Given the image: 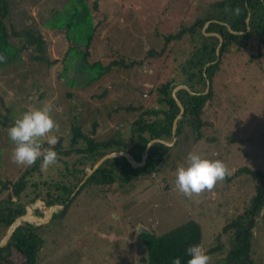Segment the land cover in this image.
I'll return each mask as SVG.
<instances>
[{
  "label": "rangeland",
  "instance_id": "rangeland-1",
  "mask_svg": "<svg viewBox=\"0 0 264 264\" xmlns=\"http://www.w3.org/2000/svg\"><path fill=\"white\" fill-rule=\"evenodd\" d=\"M72 1L12 0L13 6L5 17L9 31L12 27L17 31L37 29L45 39L46 54L52 63L30 60V47L17 50L21 38L11 36L21 57L0 68V114L6 111L7 115V118L0 115L1 177L15 178L25 167L11 161L15 145L9 139L8 129L29 108H39L52 101L58 109L52 113L60 125L57 136H66L72 121L89 132L95 119L94 135L104 139L116 135L121 122L133 117L132 112L124 109L114 110L115 106L129 102L156 104V87L161 82L172 78L175 82L183 80L180 74L186 57L183 50L187 52L192 46L184 35L168 41L165 49H161L165 45L164 33L180 28L181 22L188 24L198 16H211L215 13L211 4L217 0H97V9L92 6L94 0H84L89 20L82 17L76 28L59 25L57 21L69 17L68 6ZM74 2L82 8L83 1ZM98 21L97 30L93 31L86 47L84 34ZM70 46L78 50L87 48L90 58L104 62L117 50L120 55L139 61L124 71L113 67L89 84L71 85L68 81L82 65L76 67L78 63L74 61L78 55L72 49L67 51ZM149 49H160L161 53L152 56ZM231 49L221 56L212 79V96L203 114L204 119L212 123L203 131L204 136L179 141L171 147L159 170L144 174L131 186L84 185L62 214H56L52 220L50 217L48 223L43 222L44 228L40 230L43 244L36 264H147L141 260L145 249L137 229L143 227L161 233L188 218L200 224V246L204 250L218 240L226 241L230 232H223L222 226L249 201L254 189L251 176L242 172L227 177L212 192L191 198L178 191L175 179L177 168L187 165L186 157L190 152L223 161L231 174L240 166L264 169V44L260 46L259 59L250 58L251 53L256 52L254 44L241 51ZM65 64L68 65L66 72ZM105 88V95L94 96ZM210 135L213 137L206 138ZM175 139L169 140L172 142L169 145ZM79 168L87 170L89 163L79 165L78 174ZM42 205L37 200L31 205V211L48 216L47 205ZM60 207L56 206L53 212ZM3 238L0 237V241ZM226 249L227 243L209 253L211 263ZM253 249L254 255L261 257L259 264H264L262 216L253 229ZM13 260L19 264L22 257L13 255Z\"/></svg>",
  "mask_w": 264,
  "mask_h": 264
},
{
  "label": "trees",
  "instance_id": "trees-1",
  "mask_svg": "<svg viewBox=\"0 0 264 264\" xmlns=\"http://www.w3.org/2000/svg\"><path fill=\"white\" fill-rule=\"evenodd\" d=\"M81 1H83L82 8H79L74 0L69 4V17L64 21H57L59 25L65 24L76 28L82 22V20L79 21L82 17H87L86 19L89 20L90 13L86 1ZM211 5L215 7V13L211 16H198L188 24L181 22L180 28L164 33L165 45L161 46V49H165L168 41L180 39L184 35L189 38L192 46L187 52L183 50L186 56L180 67L183 80L179 79L175 82L172 78L161 82L156 87V104L146 106L141 102L138 104L129 102L115 106L114 110L124 109L132 112L133 117L130 120L125 119L126 122H121V125L117 127L116 135L104 139L94 135L97 125L95 119L92 121L89 132L83 131L79 123L72 121L68 134L58 135L59 142L54 147L58 154L56 165L44 171L41 169L42 160H37L31 167H24L15 178L0 176V195L4 192L0 197V237L4 236L11 221L19 214L31 211L32 203L37 200L44 202L43 207L53 203L62 204L52 213L50 219L52 220L56 214L60 215L64 212L84 185L116 183L121 188L125 185L131 186L144 174L150 175L159 170L171 147L179 141L189 138L197 140L204 136L203 131L211 125L212 121L204 119L203 114L212 96V79L219 67L221 56L231 48H233L231 50L241 51L254 44L256 52L251 53L250 58L259 59L262 53L260 46L264 44V0H217ZM12 6V0H0V57H3L0 60V68L21 57V53L16 51V47L10 40L11 36L21 38V45L17 50L30 47V60L51 64L52 61L46 54L45 39L37 29L25 28L17 31L12 27L11 31L8 30L5 17ZM92 6L95 9L98 8L97 0L93 1ZM207 20L210 21L207 22L204 31L212 32L209 34L201 30ZM99 22L95 26H90V30L84 34L86 47L89 46L93 31L97 30ZM85 24H88V21ZM229 27L236 32L231 31ZM213 32L219 33L222 39L218 47V56L216 49L219 37ZM71 49L78 55L77 60L74 61L75 64L78 63L76 67L82 65L78 72L74 73V77L68 81L71 85L89 84L99 80L113 67L124 71L139 61L120 55L118 50L113 53L110 60L104 62L90 58L87 48L78 50L70 46L67 51ZM158 53H161L160 49H149V54L152 56ZM74 68L73 66V70ZM66 71H68L67 64H65L64 72ZM207 80L208 90H206ZM180 83L188 85L194 92L188 91L183 86L175 90L176 96L184 107L182 114L175 121L173 132V121L180 107L172 95V89ZM106 91L107 88L101 93H95L94 96L101 97L106 94ZM4 112L0 115L7 118ZM155 137L165 140H171L173 137L176 139L172 145L153 140L148 146L146 160L138 166L132 165L124 155H112L105 158L73 193L75 186L87 171L79 168V174L76 173L79 165L85 166L89 163L90 168L100 156L113 150H126L140 161L147 142ZM209 137L213 136H206V138ZM44 147L49 146L45 143ZM242 172L249 174L254 180V189L243 209L238 210L236 215L234 214L223 224L222 231L230 232L226 241L218 240L215 244L206 247L205 252L209 254L221 249L227 243L226 252L211 264H259L261 261L259 260L261 257L254 255L253 229L259 216L264 219V169L240 166L228 177ZM31 219L36 218L31 217ZM43 224V222L36 223L29 219L21 220L13 229L8 241L0 246V264H16L13 255L22 257L19 264H36L43 244L40 233V230L44 228ZM137 230L139 241L145 249V255L141 256V260L147 264H172L177 257L180 258L181 264H187L191 258L187 254V249L192 245H200L202 239L201 226L193 218H188L161 233H155L143 227Z\"/></svg>",
  "mask_w": 264,
  "mask_h": 264
},
{
  "label": "clouds",
  "instance_id": "clouds-1",
  "mask_svg": "<svg viewBox=\"0 0 264 264\" xmlns=\"http://www.w3.org/2000/svg\"><path fill=\"white\" fill-rule=\"evenodd\" d=\"M54 111L58 109L52 101H48L42 107L29 108L15 120L14 125L8 129L9 139L15 145L11 153L12 163L31 167L37 160H42L41 169L44 171L58 163L54 147L59 142L56 133L60 125L53 118ZM45 143L49 147H44ZM186 160L187 165L179 166L176 170L175 185L188 198L212 192L218 183L231 175L228 166L219 159L210 160L190 152ZM187 254L191 257L187 264H211V257L198 244L189 246ZM172 264H181L180 258H175Z\"/></svg>",
  "mask_w": 264,
  "mask_h": 264
},
{
  "label": "water",
  "instance_id": "water-1",
  "mask_svg": "<svg viewBox=\"0 0 264 264\" xmlns=\"http://www.w3.org/2000/svg\"><path fill=\"white\" fill-rule=\"evenodd\" d=\"M208 22V21H207ZM204 27V25H203ZM231 31H234L232 28H230ZM204 33H212V32H209V31H203ZM236 32V31H234ZM240 32H244V31H240ZM215 33L216 35H218L219 37V42L217 44V49H216V53H217V56H218V53H219V50H218V47L222 41L221 39V36L219 35V33L217 32H213ZM181 86H184L185 88H187L190 92H194L192 91L190 88H188V86L186 84H182L180 83ZM208 80H207V85H206V90H208ZM177 85H175L172 89V95L173 97L175 98V101L177 102L178 106L180 107V110H179V113L175 116L174 118V121H173V126H172V131L174 132V128H175V121L176 119L182 114L183 112V103L178 99V97L176 96L175 94V90L177 89ZM174 138V137H173ZM153 140H159V141H162L166 144H171L172 142L169 141V140H165V139H162V138H159V137H155V138H152L150 139L148 142H147V145L146 147L144 148L143 150V153H142V159L140 161H137L134 156L126 151V150H113V151H110V152H106L104 153L102 156H100L93 164L90 168L87 169L86 173L84 174V176L82 177V179L78 182V184L75 186L74 190H73V193L80 187V185L82 184V182L87 178V176L107 157L109 156H112V155H124L125 157H127V159L132 163V165L134 166H138V165H141L144 163V161L146 160V157H147V151H148V146L149 144L153 141ZM44 202H42L43 204ZM32 205H34V203H32ZM48 211L49 213L47 214L48 216H42V215H39V214H35V211H27L25 213H22V214H19L17 215L12 221L11 223L9 224L7 230H6V233L4 235V238L0 241V246H3L7 241H8V238L10 237L13 229L15 228L16 225L19 224V222L23 219H28V216H35V220L39 219V221H42V222H46L49 220V218L51 217L52 213H53V210L56 206H62V204H59V203H53V204H48Z\"/></svg>",
  "mask_w": 264,
  "mask_h": 264
},
{
  "label": "bare ground",
  "instance_id": "bare-ground-1",
  "mask_svg": "<svg viewBox=\"0 0 264 264\" xmlns=\"http://www.w3.org/2000/svg\"><path fill=\"white\" fill-rule=\"evenodd\" d=\"M30 218H31V216H28V219H29V220H33V219H30Z\"/></svg>",
  "mask_w": 264,
  "mask_h": 264
}]
</instances>
